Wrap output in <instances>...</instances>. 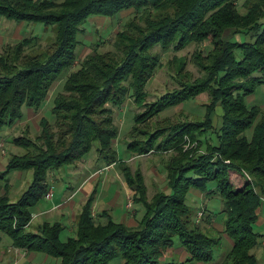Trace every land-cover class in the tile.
<instances>
[{"label": "trees", "instance_id": "obj_1", "mask_svg": "<svg viewBox=\"0 0 264 264\" xmlns=\"http://www.w3.org/2000/svg\"><path fill=\"white\" fill-rule=\"evenodd\" d=\"M240 7L238 0H0V16L42 22L44 29L56 25L48 53L29 56L26 50L39 39L33 32L1 48L0 130L20 119L23 108L43 105L54 80L78 57L80 34L90 16H114L132 8L134 16L149 18L154 12L152 21H139L140 28L134 21L123 24L114 41L118 52L101 55L93 50L66 74L50 110L54 119L40 118L36 142L24 134L12 137L25 149L10 154L0 179L12 171L32 170L16 200H10L6 185L0 192V231L13 246L58 257L61 264H166L158 259L176 243L191 263L214 259L216 264H260L251 249L262 237L254 224L264 198V108L247 104L245 97L264 86V0H243ZM207 38L212 40L208 78L167 91L133 115L137 122L200 92L210 97L203 119H177L140 139L126 140V148L136 154L177 148L185 157L164 162L169 190L156 192L150 200L141 174L131 175L118 162L126 183L135 188L134 203L144 210L137 226L113 222L106 212L94 219L91 198L76 216L75 237L66 242L59 240L61 222L31 226L32 209L51 188V172L76 164L95 143L98 159L105 165L115 163L112 144L118 127L110 105H122L126 96L137 100L144 95L143 86L161 61L154 48L164 52ZM216 104L221 114L213 124L209 111ZM130 130L136 132V125ZM185 135L198 146L191 154L179 148ZM192 189L206 200L220 199L222 232L230 241L225 251H218L220 236L214 238L198 227L205 216L216 219L217 209L208 210L206 204L204 217L196 218L199 207L186 203Z\"/></svg>", "mask_w": 264, "mask_h": 264}, {"label": "rangeland", "instance_id": "obj_2", "mask_svg": "<svg viewBox=\"0 0 264 264\" xmlns=\"http://www.w3.org/2000/svg\"><path fill=\"white\" fill-rule=\"evenodd\" d=\"M243 0H238L240 3ZM241 11L243 7L239 8ZM149 14V13H148ZM154 12L147 15H133V9H123L114 16L108 15H93L90 16L83 24L84 28L80 34V44L78 45L79 55L74 60L72 65L63 71L61 77L54 80L52 87H50L47 97L43 105L38 109H32L31 113L26 115V107L23 108V115L20 119L15 120L11 125L4 126L0 130V162L6 167L8 158L11 153H21L24 151L23 146L14 144L11 140L12 137L19 134L27 135L31 141H37L35 133L39 129V120L45 115L50 121H53V113L50 112L53 106L54 96L62 88L64 77L73 69L79 66L80 60L85 55L95 50V53L105 55L108 51L118 52V47H115L114 41L117 39V31L121 28L124 29L123 24L125 22H133L136 27H141L139 21L145 20L152 21ZM25 21L22 27V37L28 36L33 32L39 35V39L34 43L33 48L26 51L29 56L49 52L51 49L52 41L54 40V33L56 25L52 24L51 27L43 28L42 22ZM53 26V27H52ZM128 33H132L129 30ZM229 32H226V34ZM237 35V34H236ZM234 35V37L236 36ZM79 36V35H78ZM238 38V36H236ZM160 52L161 61L154 68L153 74L145 82L143 89L144 95L134 100L132 96H126L122 105L113 106L111 108V117L113 123L118 127V133L113 139V149L117 154L115 163L105 165L104 160L98 159V154L95 149L96 143L85 153L81 160H77L76 164H68L61 166L60 169L51 172L49 182L52 185V198L43 199L37 205L34 206L31 212V217L35 218L33 223L42 222H61L64 228L59 234V240L66 242L69 238L75 237L76 225L72 220L73 213L75 216L81 211L82 205H84L90 198V207L94 219L96 214L101 215L106 212L113 222L121 223V218L126 213L128 216H133L134 223L140 222L143 217L144 210L140 205L134 203V196L136 195L133 185L126 183L125 177L122 174L121 166L118 162L125 164L129 168L131 175L139 172L143 177L145 186V195L148 200L159 191L168 192L167 179L165 170L163 168L164 162L168 158L182 159L184 156L177 152V148L173 150H165L161 152H148L145 154H136L134 151L126 148V140L131 136L142 138L145 133H149L156 129L160 130V126H164L171 121L177 119H203L204 106L209 103L210 97L205 91L196 94L195 97L180 102L174 106L167 107L160 112L154 113L149 116H142L140 121H134L133 115L135 113L143 112L150 102L157 97L161 96L167 91H171L177 88H181L184 85H192L196 82L204 81L208 78L210 69V63L212 57V40L209 38L203 41H189L182 46L171 47L168 50L162 52L159 48H154ZM25 51V52H26ZM64 93L63 96H67ZM71 96V95H68ZM245 101L247 104H256L262 109L264 108V86H256L255 90L246 95ZM64 112L60 110L59 113ZM221 108L218 104L209 111V118L213 124L220 120ZM52 119V120H51ZM168 121V122H166ZM133 124L136 125V132L131 129ZM132 134V135H131ZM158 140V139H157ZM40 142V141H39ZM29 143V142H28ZM179 147L183 152L191 154L194 150H198V146L194 139L188 136H184L183 141ZM28 147L31 145L28 144ZM203 148V147H202ZM30 149V148H29ZM3 152V153H2ZM175 155V156H174ZM185 158V157H184ZM111 165H114L109 169ZM96 173H101L94 182H88V176H92ZM32 170L24 171H12L7 174L9 177V184H5L8 188V197L10 200H16L22 191L27 187L28 182L31 179ZM20 174V175H19ZM79 185V186H78ZM78 186V187H77ZM75 189V190H74ZM74 190L71 198L67 197V192ZM1 192V190H0ZM2 193V192H1ZM196 197V198H195ZM220 199L212 198L206 200L200 192H196V195L192 193L187 198V204L190 208L199 209L195 210L194 216L199 217V220L204 217V208L207 204V209H217L215 218L207 219L205 216L198 224V227L203 233L213 236L214 238L221 237L222 241L219 244L218 251H225L229 248L230 241L222 232L221 221V204ZM64 203L65 205L61 209H56L55 205L58 203ZM205 205V206H204ZM259 218L254 224V230L256 233L262 235L259 240V244L251 249V252L255 255L260 264H264V198L261 199L258 207ZM31 218V219H32ZM101 222L105 218H98ZM33 226V225H32ZM135 225L134 227H136ZM2 244L0 247L8 241L12 244L10 237L7 234L2 233ZM183 248V247H181ZM180 246L175 243L173 247L165 249L162 256L159 257L160 263L166 264H216V260L209 262H196L191 263L187 261L188 255L186 253H180ZM184 250V249H183ZM171 252V253H170ZM35 258L31 264H61V259L48 255L44 252H34ZM181 255H185L181 258ZM116 264V262H112Z\"/></svg>", "mask_w": 264, "mask_h": 264}, {"label": "crops", "instance_id": "obj_3", "mask_svg": "<svg viewBox=\"0 0 264 264\" xmlns=\"http://www.w3.org/2000/svg\"><path fill=\"white\" fill-rule=\"evenodd\" d=\"M24 24H25V21H23V20L17 21L14 19L7 18L5 16H0V50L5 43L16 41L22 37L21 30H22V27L24 26ZM52 85H53V83H52ZM52 85H51V87H52ZM30 108L31 107H26V115H28L27 117H29L28 113L32 112V109L30 110ZM113 166L114 165H111L109 167V169ZM4 169H5L4 164H1V162H0V171H3ZM100 172L96 173L94 171V174H92V176L89 175L87 177L88 182H91V183L94 182L99 176H101ZM4 180L7 184H9V177L7 175L4 178ZM3 184H4V181L1 180V182H0L1 192H3V190H4ZM49 190H51V195L49 198H45V199H51L52 198V185H51V188ZM74 190H70L69 192H67L66 193L67 197H65V198L66 199L71 198L72 194L74 193ZM7 191H8V189H7ZM190 192H191V194L193 193L196 195L197 191L192 189ZM64 205H65L64 203L60 202V203L56 204L55 207H56V209H61ZM125 210H126V213H124V215L122 216L121 223H123L129 227H134L137 224L134 223L133 216H131V215L128 216L127 209H125ZM257 214H258V218H259L260 214L258 213V209H257ZM76 216L73 213V215L71 217L73 222L75 221ZM34 220H35V218L31 219V222H30L31 226L35 224V223H33ZM2 236H3L2 232L0 231V244H2V242H1ZM183 251H184V254L186 253V255H188V253L185 250H183V248H181L180 253H183ZM184 257H185V255H183V256L181 255V258H184ZM34 258H35L34 251H25L23 249H19V248L13 246L11 243H8V241L6 242V244H4L0 247V264H31L32 260Z\"/></svg>", "mask_w": 264, "mask_h": 264}, {"label": "built area", "instance_id": "obj_4", "mask_svg": "<svg viewBox=\"0 0 264 264\" xmlns=\"http://www.w3.org/2000/svg\"><path fill=\"white\" fill-rule=\"evenodd\" d=\"M50 195H51V190H48V191L46 192V194H45V198H49Z\"/></svg>", "mask_w": 264, "mask_h": 264}]
</instances>
